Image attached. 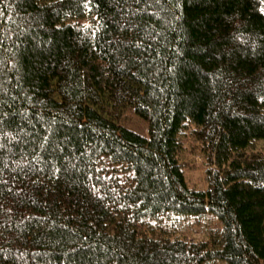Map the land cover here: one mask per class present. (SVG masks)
Returning a JSON list of instances; mask_svg holds the SVG:
<instances>
[{"label":"trees","instance_id":"1","mask_svg":"<svg viewBox=\"0 0 264 264\" xmlns=\"http://www.w3.org/2000/svg\"><path fill=\"white\" fill-rule=\"evenodd\" d=\"M220 262L264 264V0H0V264Z\"/></svg>","mask_w":264,"mask_h":264},{"label":"rangeland","instance_id":"2","mask_svg":"<svg viewBox=\"0 0 264 264\" xmlns=\"http://www.w3.org/2000/svg\"><path fill=\"white\" fill-rule=\"evenodd\" d=\"M120 123L129 130L136 132L139 135H147V125L141 120L135 113L129 109L125 110ZM191 169L188 166L185 167V174L187 181L192 187H203V168L199 158H193L189 160ZM182 232H185L193 238L200 237L206 228L213 222L210 216H207L205 220L200 219L199 221L194 218H184L179 221ZM216 264H225L224 262Z\"/></svg>","mask_w":264,"mask_h":264}]
</instances>
